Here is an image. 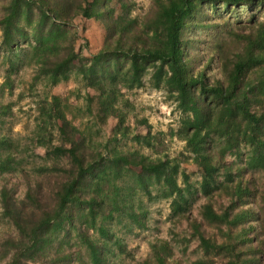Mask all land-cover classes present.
Returning <instances> with one entry per match:
<instances>
[{"label":"trees","instance_id":"16d2710c","mask_svg":"<svg viewBox=\"0 0 264 264\" xmlns=\"http://www.w3.org/2000/svg\"><path fill=\"white\" fill-rule=\"evenodd\" d=\"M121 15L114 17L110 0H7L1 6L0 51L11 55L29 47L25 58L33 70L32 87L39 82L55 85L71 72L80 76L88 114L101 125L115 120L108 142L131 141L152 150L154 157L138 150L87 142L66 118V99L44 98L37 103L33 142L45 150L30 171L14 157L18 146L0 134L1 217L15 233L0 238V259L7 264H110L114 250L126 254L125 245L109 223L128 220L131 231L146 228L147 210L139 195L152 191L169 200L175 222L184 234L178 241H195L203 257L196 264H264V0H150L141 18L130 16L135 3L119 0ZM205 5L211 11L245 9L253 22L251 31L229 30L228 40L215 39L204 68L194 71L183 41V30L199 26L196 14ZM96 23L102 31L98 51L84 56L76 49L79 39L74 20ZM75 61L78 64H75ZM220 70L209 80L212 64ZM149 75L153 88H163L186 116L179 128L167 133H132L126 125L134 104L122 92L140 89ZM8 81L0 84L10 88ZM12 104L0 102V125L12 114ZM60 121L64 142L50 130ZM139 124H145L142 120ZM184 141V151L200 169L199 193L203 197L195 214L188 213L189 176L180 171L187 156L169 158L166 137ZM216 138L219 145H210ZM241 145L249 147L244 166L225 155L240 158ZM134 164L139 172L130 168ZM20 168V169H19ZM260 170L258 182L252 171ZM182 176V188L178 175ZM24 180L22 199L13 197L11 177ZM223 177V180H220ZM12 186V187H11ZM75 232L77 242L70 243ZM96 235V236H94ZM141 264H182L170 243L157 239Z\"/></svg>","mask_w":264,"mask_h":264},{"label":"rangeland","instance_id":"374dc122","mask_svg":"<svg viewBox=\"0 0 264 264\" xmlns=\"http://www.w3.org/2000/svg\"><path fill=\"white\" fill-rule=\"evenodd\" d=\"M7 0H0L1 6L5 5ZM135 5L131 10L130 16L133 18H141L147 11L150 0H132ZM110 7L114 9V17L121 15L119 0H110ZM209 5H205L200 14H196L199 26H193L187 30H183V41L187 40L192 43V47H187L186 52L188 58H191V64L194 71H199L205 66L207 58L210 57L209 48L215 39L228 40L229 30H239L242 28L244 33L251 31L252 27L258 21H261V14L256 13L252 23L251 14L248 10L240 9L232 10L231 14L226 11L210 10ZM77 25L79 39L76 43V49L82 50L81 54L88 56L98 51L102 43L101 28L91 20L76 18L74 20ZM255 28V27H254ZM29 52V47L22 48L14 54L6 55L0 51V84L8 81L10 88H3L0 93V102L2 104H12V114L3 119L0 125V134L9 137L17 145V153H13L19 162V167L23 170L30 171L35 164L42 163L41 157L44 156L45 150L36 146L33 138L36 132L37 122V103L50 97H59L66 99L65 115L73 126L78 128L75 139L79 141L81 135L86 138L87 142H97L99 144H108V140L112 136V129L115 125L114 119H109L106 124L101 125L88 114L85 106V93L92 94V90H85L80 76L75 72H71L68 80L60 81L55 85L48 86L44 82H39L32 87L33 70L26 65L25 58ZM75 64H78L75 61ZM220 70L216 64H212L207 72L209 80L218 77ZM124 97L128 98L133 104L134 109L127 114L126 125L130 127L132 133L146 134L150 130L151 134L157 132L167 133L169 129L176 131L180 126V121L186 115L181 114L176 109V103L172 97L163 89H155L149 81V75L143 78V86L140 89L127 90L122 88ZM145 120V124L138 122ZM61 122L57 121L55 126L50 130L53 139L56 142H64L63 133L60 130ZM167 148L166 154L169 158L180 157V154L187 156L186 161L181 162L180 171L189 176L190 203L188 213L195 214L198 205L203 197L199 193V182L201 180L200 169L192 161V155L184 151V141L179 140L176 136L166 137ZM115 145L118 149L138 150L144 155L154 157L152 150L145 146L131 141L130 137L120 140L118 143L112 142L108 147ZM210 145L216 148L219 141L214 138ZM242 156L235 158L234 156L225 155V159L235 160L236 165L244 166L249 157V147L241 145ZM8 150L4 146H0V155L4 156ZM181 158V157H180ZM19 168V169H20ZM133 172H139L136 165L132 164L130 168ZM253 177L258 182L261 176L260 170L252 171ZM11 183L15 185L13 197L22 199L24 194V180L20 176L11 177ZM223 180V177H220ZM178 183L183 188V180L178 175ZM12 187V186H11ZM152 198L145 195H139L141 205L147 210L146 228L141 230L133 228L129 231L128 220L122 219L121 222L112 221L109 223L110 230L125 245L126 254H119L114 250L109 254L110 264H141L150 252V244L157 239H163L170 243L175 256L182 264H196L195 261L203 257L201 249L195 241H178L180 236L176 233L184 234V223L182 227L175 222V216L172 215L169 208V200L161 199L159 192L152 191ZM15 233L14 228L1 217L0 209V238H6L9 234ZM96 236V235H94ZM97 237V236H96ZM70 243L77 242L75 232L71 233ZM81 255L85 264H88L85 248L80 246ZM8 258L0 259V264H7ZM220 258H215L212 264H224ZM76 264V263H75Z\"/></svg>","mask_w":264,"mask_h":264}]
</instances>
